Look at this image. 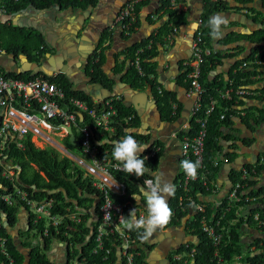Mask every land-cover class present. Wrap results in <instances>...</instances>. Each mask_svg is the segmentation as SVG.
Wrapping results in <instances>:
<instances>
[{
    "label": "trees",
    "instance_id": "trees-1",
    "mask_svg": "<svg viewBox=\"0 0 264 264\" xmlns=\"http://www.w3.org/2000/svg\"><path fill=\"white\" fill-rule=\"evenodd\" d=\"M147 0L140 2L136 11L140 9L142 5H145ZM97 0H0V9L4 8L7 14L18 13L28 7H32L37 10L51 9L57 7L60 10L76 9V8H86L88 6H94ZM161 9L165 14L169 15V20L166 22L156 34L150 35L148 38L137 42L135 45L126 48L123 51L125 58L121 61L118 66V70L122 71L127 68L125 75L126 80L135 88H144L148 84L152 86L153 92L156 96L157 103L160 107L161 114L163 118L167 120H174L180 116V109L177 108L176 114H173L172 105L173 102H177L173 92L163 88V92L159 93L156 88V82L158 73L156 63L153 58L157 55V44L162 43V38L164 35H168L174 32L175 28L186 24L187 17L183 11L178 12L172 7L171 0H161ZM224 2L222 0H206L205 12L202 15V30L203 37L206 41L207 46L213 40L210 36V28L208 27L207 21L213 13L222 10L224 7ZM257 16L254 17V21L258 22ZM264 22L263 19H260ZM140 24V20L132 25V33L135 32L136 27ZM0 47L1 39L3 33L10 36H15L14 31H19V29L11 28L0 22ZM24 31V32H23ZM24 37H32L37 33L32 30H20L19 31ZM249 39L251 42L257 43V46L252 50L251 54L247 58L242 59L240 62L236 63L234 71L231 72L230 80L227 82L223 80H209L207 77L208 72L213 69L216 62V54L211 53L206 56V61L202 65L200 82L205 88V93L202 96V108L199 113V117L204 116L207 107L211 103L212 99H216V105L213 112L208 116V135L205 143V164L206 168L202 169L204 176L207 178L208 185H203V179L193 182L188 189L183 187V178L186 175L184 170L178 175L176 180L177 185L172 196L169 206L173 210V216L168 225H178L182 222L184 217H187L190 212H195L193 217L187 218V228L190 230V234L198 238L197 243H190L186 246L181 247L179 250L186 251L188 254L176 258H171V264H190L193 260L194 264H221L220 259L226 260L230 264L234 263L236 256H240L241 264H264V197L253 201L251 203L257 204L258 207L253 208V212L250 215H240L239 205L236 204L231 207L230 211L225 215L221 222H225L229 231L224 234L221 244L216 247L214 246L212 240L203 231L200 217L201 212L197 213V207L192 203L195 200L197 203H202L207 205V216L211 217L214 211L217 217L222 214L224 207L227 205V197L222 198L217 202V204L211 207L201 199L203 196H210L214 193L213 189L215 187L216 177L218 176L219 170L222 165H214V160L218 158L220 154L223 153V142H230V148H237V144L234 142L239 139V137L232 136L227 129L233 130L234 118L241 117L243 120L250 123V119L255 122H264V109H257L259 114L255 117L253 113L246 109L245 111L241 109L245 105V101L249 98L247 95L244 97L237 95L234 91L231 93V97H221L220 91L226 88H239L250 85L253 82L252 76L257 72H261L260 68L264 67L259 61L264 60V44H260L264 41V28L254 31L249 35H239ZM110 37L107 31H105L99 42V47H102L105 39ZM126 37V36H125ZM41 42L43 38L39 37ZM129 39V37H128ZM231 39V38H230ZM44 44V43H43ZM15 52L18 49L30 53L24 47L15 48L12 47ZM102 50L100 53L96 54L88 62L87 74L91 81L94 83L106 81V74L103 72L101 67ZM99 56V59L95 58ZM119 56V55H117ZM137 58L141 59V68L143 73H140L134 62ZM251 61L252 64L243 66L244 62ZM260 64V65H259ZM242 65V67H241ZM249 66V70H248ZM253 67V70L250 68ZM187 72L181 76V78L186 79L187 86H189L190 81L187 78ZM10 76H15L18 78H35L40 75L45 78H49L59 84H61L68 94L75 95L80 98H84L88 101L90 105L93 104L92 98L86 94L84 91L73 90L72 83L63 74L60 73L55 77H48V75L39 73L36 75H30V73H8ZM154 76V77H153ZM153 77V78H152ZM155 78V79H154ZM118 107V117L116 119V129L117 136L105 140L107 137L99 136L100 140L99 147L102 150H107L109 154L113 157L112 152L114 148L115 140H120L121 135H132L139 143L147 144L149 143V135H145L136 131H130V128H136L140 126V120L137 113L127 107L123 102H117ZM242 112H245L243 114ZM131 113H135L136 117L130 122L126 123L124 118ZM190 128L188 131H182L180 137L183 135L193 136L197 131V121L193 117L190 121ZM106 136V135H105ZM113 140V141H112ZM247 145H250L254 139L247 138L241 139ZM21 146L18 143H11L3 151V155H0V212H4L6 215L7 225L14 227L18 221V212L22 206H27L24 200L18 197L17 189L28 190L31 194L30 196L36 198L37 200L53 199V206L51 208L52 214L55 215H65L74 212L82 211L80 213V221H74L70 218H65L62 223L55 228L53 224L49 227V234L46 236L43 234L45 228L44 220L39 223H33V215L30 218L29 229L27 234L36 230V234H42L44 239V249L45 251L50 248L53 238L59 239L60 241L71 243L74 247L78 245H83L81 248H75L72 252L70 251V258L79 259L80 263L83 264H117L118 255L117 252L121 251V264L127 263V256L124 255V244L128 240L130 242V247L127 249L128 253L133 254V259L135 264H147L146 254L142 248L134 247L135 245H143L145 247L151 248L147 242H142L137 235L136 231H129L123 229L124 233L115 230L109 234L104 235V247L110 249L109 253L103 252L101 249L95 251L97 247V233L98 226L100 224V219L98 221H90L92 215L88 213L91 208L94 207L98 210L100 205L99 202L95 203L96 197L99 196V191L93 188L90 177L83 176V170L78 166L73 165V161L65 156H61L60 152L54 148H40L37 147L29 138L24 137L20 139ZM160 143V142H158ZM160 145V144H159ZM162 145V144H161ZM153 145L149 146L146 151L152 150ZM162 154V149L157 151L155 155L150 157V159L145 160L146 167L156 170L158 168L160 156ZM229 158H232V152L226 153ZM4 156H7L5 159ZM183 160L192 159L182 158ZM12 166L15 169V175L10 179L3 174V171H8V166ZM249 170L252 179H242L241 169H232L230 178L232 184H236L238 181L246 183V190L250 196H258L264 194V186L257 187L258 177L264 171V153H262L258 160L254 163H246L243 165ZM255 170V171H253ZM150 176L146 174L144 177ZM256 177V178H255ZM142 178H137L131 175H123L121 179L127 186V195L129 194H139V183H142ZM10 194L13 199L18 200L14 204H9L4 201L1 194ZM121 202H127V196L120 198ZM251 203H246L250 205ZM245 205V203H242ZM241 205V203H240ZM130 206L127 205L126 212L124 216H128L127 211ZM259 215V220L255 219V214ZM234 220L233 223H230ZM251 220L253 226L261 233L251 244L250 248L244 250V240L242 237V229L245 221ZM262 222V223H261ZM143 231V230H141ZM0 236L6 237V247L14 259V264H24L25 256L23 250H19L17 245V239H15L8 229L5 227L0 231ZM126 239V240H125ZM21 245V244H20ZM24 248H32L30 256L33 258L32 264H51L46 258V253H40L38 246H31L29 242H23ZM195 249V253L189 256V253ZM0 261L4 264H9L8 259L5 255L0 253Z\"/></svg>",
    "mask_w": 264,
    "mask_h": 264
},
{
    "label": "crops",
    "instance_id": "crops-1",
    "mask_svg": "<svg viewBox=\"0 0 264 264\" xmlns=\"http://www.w3.org/2000/svg\"><path fill=\"white\" fill-rule=\"evenodd\" d=\"M160 1L147 0V3L142 5L138 12L136 11L140 24L136 27L135 32L129 36V39L125 37L122 26L117 20L127 0H97L94 6H88L84 9L60 10L53 7L37 10L28 7L13 14H7L0 10L1 23L15 29L32 30L37 33L38 38L41 36L44 41L41 42L40 48L32 50L30 53L23 50L17 52L6 50L1 46L0 68L8 73L27 72L33 76L43 73L48 77H55L63 73L72 83L73 90L84 91L95 103L101 102L107 97L120 95L122 102L133 109L139 117L140 126L136 127L134 131L149 135V144L160 142L162 154L158 168L152 170L153 175L151 176L155 180L156 175H160L162 180L170 182L176 188L178 175L183 171L180 166L183 146L180 135L182 131L189 130L191 108L194 102V97H189L187 94L186 79H182L181 76L188 70V62L192 56V42L197 28L192 26L197 25L198 19L205 12L206 0H178L180 7L177 6L175 9L180 8L186 14L187 22L176 28L173 33L163 36V42L157 44L158 53L153 58L158 73L157 85L173 92L177 100L175 103L181 112L177 119L167 120L163 118L150 84L144 88H135L125 78L127 68L122 71L118 70L119 64L125 58L123 51L130 40L136 39L139 42L146 39L150 35L158 33L159 29L168 22L169 15L161 9ZM222 1L224 8L213 13V15L222 14L228 18L229 24L226 35L220 40H212L208 45L216 54L217 60L207 77L209 80L216 78L227 82L230 80L231 72L234 71L236 63L247 58L257 46V43L236 34L249 35L264 28V22L260 21V19L264 20V0ZM255 16L259 17L258 22L254 21ZM19 21H21V26L18 24ZM105 31L110 37L105 39L102 47H99V42ZM260 44H264V41ZM101 50V67L107 78L104 82L94 83L87 74L88 65L86 63ZM249 64L251 65L252 62L249 61ZM250 70H253V67ZM260 70L261 72L252 76L254 83L245 86L252 90L253 94L248 96L245 105L241 107L244 111L246 109L245 112L248 110L253 113L255 117H258L259 114L257 109H264V67H261ZM226 132L239 137L234 141L238 146L231 149L232 141H222L223 153L218 157L224 153L232 152V158H230V163L221 166L218 176L214 180V193L210 196L201 197L202 200L211 204V207L228 195L232 185L231 170H238L246 163L256 162L259 156L264 153V122L257 123L250 119L249 123L241 117H235L233 130L227 129ZM247 138L254 139V141L247 145L241 140ZM258 181L257 187L264 186V171L259 175ZM135 195L140 196L141 193ZM172 196L168 198V203ZM96 202H98L97 197ZM127 205L130 206L128 215L133 209H136L138 218H147V206L143 197L137 202L133 199V194H129L127 195ZM95 206L96 204L91 210H95L94 212L97 214L98 210ZM254 207H258V205L253 203L244 205L240 209L239 216L254 213ZM194 214L195 212H190L178 225H167L163 230L158 229L148 241L149 245L152 246L151 248L143 245L134 246L145 251L147 264H171L172 257H182L188 254L186 251L180 252L179 250L183 246L198 241V238L190 234V230L187 228V218L193 217ZM93 218L96 220L95 215ZM29 225V211L23 206L18 212V221L10 229V233L17 239L19 250H23L24 264H32L33 258L30 256L32 248H24L22 243L35 241L34 243L37 244L36 236L31 233L33 230L28 234L26 233ZM116 229L118 228L116 227ZM118 230L121 232V229ZM242 234L245 251L261 235L251 220L244 222ZM37 236L40 237V234ZM82 246L74 247L71 243L53 238L50 248L45 251L46 258L51 264H83L79 262L78 258L69 257L70 251L72 252L75 248ZM117 255V264H121L120 250ZM190 264H194L193 260Z\"/></svg>",
    "mask_w": 264,
    "mask_h": 264
},
{
    "label": "built area",
    "instance_id": "built-area-1",
    "mask_svg": "<svg viewBox=\"0 0 264 264\" xmlns=\"http://www.w3.org/2000/svg\"><path fill=\"white\" fill-rule=\"evenodd\" d=\"M142 1L144 0H127L119 13L117 20L120 22L126 37L132 35L131 27L137 21L136 7ZM171 4L174 9L177 6L180 7L178 0H171ZM0 10L6 12L4 8ZM175 10L181 11L180 8ZM202 24L203 20L200 17L197 21L198 27L194 33L192 56L188 62L187 70V78L190 81L187 94L189 97H194L190 118L194 117L196 119L198 128L193 136L183 135L182 137V158L192 159L194 162L199 161V167L195 178L189 177L187 174L184 176L183 187L185 189H188L193 182L201 178L203 179V185H208L207 178L204 176V172L201 171L206 168L204 153L208 135V116L215 108L216 99L211 100L205 115L199 117L202 108V96L206 91L200 82L202 65L206 61V56L213 53L203 37ZM97 53L99 54L100 51ZM95 59L98 60L99 56ZM258 63L264 64V60ZM86 64L88 65V62ZM134 64L139 72L143 73L141 59L137 58ZM246 65H248V62L243 63V66ZM156 88L159 93L164 91L157 84ZM233 91L242 97L253 94V91L249 88L239 87L221 90L220 96L231 97ZM117 102H122L120 95L107 97L101 102H93L90 105L84 98L68 94L61 84L49 78H18L8 75L7 71L0 68V155H3L4 149L11 143H18L21 146L20 139L27 137L37 147L54 148L60 152L61 156L70 158L74 166L76 165L82 169L83 176L90 177L93 188L99 191L97 201L100 205L97 214H95V210H89L88 213L92 215L90 218L91 222L100 219L95 251L101 249L106 253H109L110 249L104 247V235L118 230L115 225L119 223V218L125 215L127 207V202H121L120 200V198L127 196V186L121 177L123 175H130L122 172L120 170L122 165L118 167V162L114 157L107 150H102L99 147L101 142L98 140V137L100 135L107 137L106 141L111 138L114 139L117 136L115 126L119 111ZM177 108V104L173 102V114H176ZM242 113L245 114V112ZM135 117L136 114L131 113L124 118V121L130 123ZM188 126L190 128L191 124ZM70 128L75 139L79 141V145L77 146L73 145L70 140ZM133 130L135 128H130V131ZM123 137L121 135L120 140ZM117 141L119 139L114 142ZM73 149H76L78 153H74ZM159 150H161V146L154 144L153 149L142 152L140 158L144 159V161L148 160ZM6 157L4 156L3 159ZM227 163H230V158L226 153L214 160V165ZM8 168V171H3V174L11 179L15 175V169L12 166H8ZM240 169L243 170L242 179H252L248 169L244 166ZM144 180L154 181V178L151 175L143 177L142 183H139L140 186H144ZM245 188L246 183L241 181L231 185L226 196L227 205L224 207L219 218L216 215L217 211H214L212 216L208 217L206 215L207 205L197 203L195 200L192 201L198 209L197 213L201 212L202 214L200 217L202 229L212 240L214 246L218 247L223 240L224 234L229 231L227 224L225 222L222 223L221 219L225 218L224 216L227 215L231 207L238 204L240 210L244 206L242 203L248 205L246 203H251L264 197V194L250 196ZM17 193L18 197L26 202L27 206L25 207L29 211L30 218L33 215V223L36 224L44 220L45 228L43 234L46 236L49 234L51 224L58 227L65 218L80 221V213H83L82 211L80 213L74 212L78 214L77 220L70 216L73 213L55 215L51 212L53 199L49 198L40 201L30 196L33 193L20 188L17 189ZM1 197L9 204L18 202L10 194L3 193ZM94 215L96 220L93 218ZM255 219L259 220L257 213L255 214ZM233 222L234 220L230 223ZM5 226L10 232L12 227L7 225L5 213L0 212V231ZM106 226L108 228H105ZM120 231L124 233L123 230ZM40 236L43 237L42 234ZM125 242L124 255L127 256V263L135 264L133 254L127 252L130 242L128 240ZM0 253L5 255L9 264H14V259L6 247L5 236H0ZM194 253L195 249H192L189 256ZM180 257L176 256V258ZM220 261L221 264H230L223 259H220ZM241 262L240 256H236L234 263L241 264ZM0 264L4 263L0 261Z\"/></svg>",
    "mask_w": 264,
    "mask_h": 264
},
{
    "label": "clouds",
    "instance_id": "clouds-1",
    "mask_svg": "<svg viewBox=\"0 0 264 264\" xmlns=\"http://www.w3.org/2000/svg\"><path fill=\"white\" fill-rule=\"evenodd\" d=\"M210 28V36L213 40H220L226 35L229 24L227 17L222 14H214L207 21ZM193 28L198 25H193ZM148 148V145L139 143L132 135H126L114 144L112 155L118 162V167L122 172L135 175L137 178L146 174L153 175L152 169L146 167L144 159L140 158L141 153ZM181 168L192 178L196 177L199 161H181ZM141 195L133 194V199L137 202L143 197L147 206V218L137 217L136 209H133L128 216H121L118 229L136 231L138 238L142 242H147L157 230H163L171 221L173 210L169 206L168 198L174 195L175 186L166 180H162L160 175H156L155 180H144V186H138ZM143 230V231H141Z\"/></svg>",
    "mask_w": 264,
    "mask_h": 264
},
{
    "label": "rangeland",
    "instance_id": "rangeland-1",
    "mask_svg": "<svg viewBox=\"0 0 264 264\" xmlns=\"http://www.w3.org/2000/svg\"><path fill=\"white\" fill-rule=\"evenodd\" d=\"M3 27L4 26H1L0 28L1 29H5ZM14 32H15V36H10V34L9 35H6L5 33L1 34L2 35L1 45L6 50H13L12 47H15V48L24 47V48H27L28 50H31V51L40 48L41 41L38 38V36L32 35V37L29 38V37L22 36L19 31H14ZM18 50H22V49H18ZM33 54H35V53L33 52ZM154 144H158L159 145L158 142H155L153 144L147 143L146 145L151 146V145H154ZM73 152L74 153H78L76 149H73ZM70 216L73 217V218H75L76 220L78 219L77 218V216H78L77 213H73ZM54 226L57 229V226L56 225H54ZM105 228H108V226H106ZM35 231L33 230L31 233L34 236H36V243L37 244L34 243L35 241L34 242L31 241L32 243H34V244L31 243V246H33V245L34 246H38L40 253H43V252H45V249L43 248L44 247L43 238L41 236L40 237L37 236V234H36Z\"/></svg>",
    "mask_w": 264,
    "mask_h": 264
},
{
    "label": "water",
    "instance_id": "water-1",
    "mask_svg": "<svg viewBox=\"0 0 264 264\" xmlns=\"http://www.w3.org/2000/svg\"><path fill=\"white\" fill-rule=\"evenodd\" d=\"M137 43V40L136 39H132V40H130V42L129 43H127V47L126 48H128V47H130V46H133V45H135ZM2 54V52H1V49H0V55ZM30 63V62H29ZM31 64V63H30ZM69 131L71 132V135H70V140H71V142L73 143V145H79V141L78 140H76L75 139V136L72 134V129L70 128L69 129Z\"/></svg>",
    "mask_w": 264,
    "mask_h": 264
},
{
    "label": "flooded vegetation",
    "instance_id": "flooded-vegetation-1",
    "mask_svg": "<svg viewBox=\"0 0 264 264\" xmlns=\"http://www.w3.org/2000/svg\"><path fill=\"white\" fill-rule=\"evenodd\" d=\"M30 23H31V22H30ZM18 24H19V26H21V21H19ZM10 27H11V28H14V27H12V26H10ZM20 30H22V29H19V31H20ZM23 32H24V31H23Z\"/></svg>",
    "mask_w": 264,
    "mask_h": 264
}]
</instances>
